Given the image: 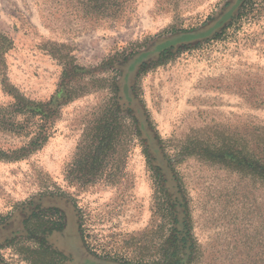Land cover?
Listing matches in <instances>:
<instances>
[{"label":"rangeland","instance_id":"374dc122","mask_svg":"<svg viewBox=\"0 0 264 264\" xmlns=\"http://www.w3.org/2000/svg\"><path fill=\"white\" fill-rule=\"evenodd\" d=\"M241 1L138 0L127 22L107 26L85 18L74 0H0V105L12 101L5 86L34 101L50 99L63 58L93 68L132 54L119 65L121 104L152 141L151 164L164 170L165 187L180 188L199 250L194 264H260L264 254V185L218 155H201L205 143L221 137L258 150L264 136V0L259 11L228 25ZM111 96L93 88L61 106L42 149L0 160L5 264H28L11 243L27 238L24 216L36 207L63 215V229L47 237L66 256L62 264L155 261L149 256L163 221L154 216L158 194L131 120H123L120 146L103 158L93 181L71 176ZM26 141L0 132L2 150Z\"/></svg>","mask_w":264,"mask_h":264},{"label":"trees","instance_id":"16d2710c","mask_svg":"<svg viewBox=\"0 0 264 264\" xmlns=\"http://www.w3.org/2000/svg\"><path fill=\"white\" fill-rule=\"evenodd\" d=\"M74 1L80 2L85 18L100 21L103 25L109 26L127 22L138 0ZM260 9L258 0H242L228 25ZM131 57L132 54H114L103 60L98 67L93 68L82 67L72 59L63 58L57 90L47 101L28 99L15 89L5 86V91L12 101L6 105H0V132L24 138L27 141L19 149L6 151L0 149V160L20 161L42 149L53 134L54 121L57 119L61 106L88 93L93 88L109 90L112 96L99 111L89 132V143L79 158L76 172L72 171L71 176L83 184L93 181L103 158H107L109 152L120 146L124 134L123 120L128 117L131 120L133 134L139 137L141 144L144 145L143 151L147 156L157 190L154 216L160 217L163 221V226L156 231L157 234L160 233V241L151 249L152 254L149 256L155 257V261L145 264H194L199 250L192 234L190 214L180 188L175 186L171 192L165 187L167 177L164 170L153 167L151 164L154 158L150 157L148 150L153 147L152 141L142 138L141 126L134 113L124 109L121 104L117 83V77L121 76L119 65L128 62ZM97 73H108L112 77L110 79L95 78ZM85 79H90V82L81 86V82ZM158 141L160 144V140ZM204 147L201 150L203 158L218 155L227 162V167L240 171L264 185V136L259 137L258 150L241 145L236 139L222 137L218 143H205ZM183 154L186 155V152ZM179 156L181 155L178 153ZM63 221V215L57 208L31 209L25 214L23 220L27 238L15 240L11 245H14L17 253L24 256L28 264H62L66 256L53 249L48 244L47 237L54 231H61ZM4 222L5 220L1 219L0 225ZM79 232L82 242L86 245L81 226H79ZM112 260L117 261V259ZM139 261L135 264L143 262ZM0 264H5L1 256ZM260 264H264V254Z\"/></svg>","mask_w":264,"mask_h":264}]
</instances>
